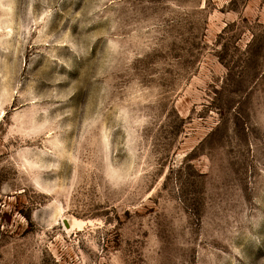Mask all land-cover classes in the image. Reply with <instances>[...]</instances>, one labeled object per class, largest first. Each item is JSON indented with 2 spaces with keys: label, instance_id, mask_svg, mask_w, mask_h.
Here are the masks:
<instances>
[{
  "label": "rangeland",
  "instance_id": "rangeland-1",
  "mask_svg": "<svg viewBox=\"0 0 264 264\" xmlns=\"http://www.w3.org/2000/svg\"><path fill=\"white\" fill-rule=\"evenodd\" d=\"M0 264H264V0H0Z\"/></svg>",
  "mask_w": 264,
  "mask_h": 264
}]
</instances>
